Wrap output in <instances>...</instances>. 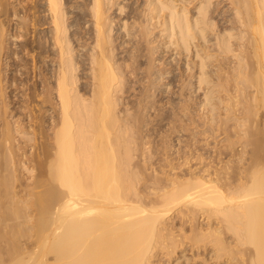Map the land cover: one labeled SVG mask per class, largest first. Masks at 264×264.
Masks as SVG:
<instances>
[{
  "label": "bare ground",
  "instance_id": "obj_1",
  "mask_svg": "<svg viewBox=\"0 0 264 264\" xmlns=\"http://www.w3.org/2000/svg\"><path fill=\"white\" fill-rule=\"evenodd\" d=\"M110 1L0 0V264H264V0Z\"/></svg>",
  "mask_w": 264,
  "mask_h": 264
},
{
  "label": "rangeland",
  "instance_id": "obj_2",
  "mask_svg": "<svg viewBox=\"0 0 264 264\" xmlns=\"http://www.w3.org/2000/svg\"><path fill=\"white\" fill-rule=\"evenodd\" d=\"M112 1L115 2V5L112 7L110 13H113L112 16L115 17V19H114L115 24H118L119 19H125L126 15H127V12H128V9H129V6L131 4H132L133 7H135L139 3H141V5L144 4V1H147V0H111L110 3H112ZM179 1L181 2V0H179ZM179 1H178V3H176V2L175 3L177 5H179V3H180ZM182 2L187 3L186 6L189 7L192 10V13L193 12H196L197 13V10H195V9L193 10L194 5L197 4L196 0H182ZM16 3H18V1ZM170 3H172V2H170ZM121 6H124V8L122 10H120V7ZM210 10L212 11V19H213L212 23L215 24V27H213V29H215V30L214 31H210L209 36H208L209 41L206 42V40L205 41L199 40V43H202V45L203 44L206 45V47H210L209 49L211 50L213 47H215L214 45L217 42L216 41L217 40V35L220 32V30L221 29H224V28L228 29V25L229 24L226 23V21H227V19H229L232 16L231 15L232 11H230V4H229L228 0H212L211 1V6H210ZM213 10H214V12H213ZM12 20L15 23L21 22V20H19L16 17H12ZM224 20H225V22H224ZM121 24H122V21H120V23L118 24V26L121 25ZM157 32H158V30L155 31V33H157ZM173 33H174V30L171 27V25H169V30L166 32V34L169 35V38H167L166 40L172 41L173 40V38H172V34ZM160 36H162V33H158L156 35L157 38H160ZM161 39H162V37H161ZM234 41L235 40H233V42L232 41L231 42L234 43ZM9 42L12 43V45H11V48L12 49L19 50V42H20L19 39L12 38V39H10ZM235 43H237V42H235ZM172 47H170V48H172ZM193 51H195V48H193ZM20 55L21 54H19V56ZM168 55L169 54H167L166 56H168ZM23 56H24V54H23ZM24 58H26V56H24ZM174 58L175 57H171L170 59L167 60L168 62H171V63H170V65H168L166 67V69H169L172 73L168 75V79H166V81H168V80H170L171 78H174V77L175 78H180V73L184 70V67H185V66H183V63H189L190 64V66H189L190 67V70L189 69L188 70L185 69V72H184V75H183V79H185V82H189V84H190L189 85V89H186V91H185V95L193 98V100L196 102V104L193 107V109L196 110V108L198 107L197 106V102H199L203 98V94H202L203 93V89H198V85L196 83V79L195 78H189L188 77V74H190L191 72H195L196 71V69L193 68L192 63L195 62V61H198V59H196V57L193 56L191 53L184 54L182 56H177L175 58V60H173ZM192 58H193V60H192ZM16 61H18L16 55L13 57V59H8V58L5 59V56L3 57L2 69L3 68L4 69L2 70V72L4 73V76H6V78H5L6 80L8 79V76L14 74V70H13L14 67L13 66H10V64H12V63H14ZM213 65H216V64L213 63ZM180 67H181V69H179ZM215 70H216V67H214V66L213 67L212 66H208L206 68V72L208 71L207 73L209 75L211 74L213 76H214ZM20 73H21V71H17L16 77L18 78V81H21V83L24 84L25 81H26V77L24 75H21ZM37 80H38V77H37ZM30 84H31V81L28 82V85H30ZM179 85H180V82L179 81L178 82L177 81H175V82H172L171 81V84L168 85V87H167V93H165L164 96H163L164 97L163 98V104L168 99H173L175 102L180 101V97H179L180 88H179ZM14 88H15L14 86L9 87L7 91L9 92V91L13 90ZM20 89L21 88H19V90L15 91V93L18 92L19 94L18 93L16 94L18 96L15 97L14 101H17L18 97L20 98L21 91H22V90L20 91ZM159 105H160V102H158V104H157V107H156L157 109L159 108ZM166 107L169 108V106L167 104L165 105V108ZM195 113H196V111H195ZM28 115H29V113L27 114V116ZM149 115H152V116L155 115L154 112H153V110L150 112ZM24 123H28V119L27 120H24ZM223 137H224V135H220L219 137H217L215 139L209 138L208 140L211 143L210 144V147L215 146L216 143L218 141H220ZM175 139H174V141H175ZM181 139L183 140V139H185V137H183ZM23 141H25V139ZM202 143H203V141H202ZM28 144L30 145L31 143H28ZM174 144L177 145L176 148L179 147V145H178V143L176 141L174 142ZM182 145H183V143H181V146ZM218 145L219 144H217V146ZM182 150L183 151H186L187 149L186 150L185 149H182ZM212 151L210 152V157H213L215 155L214 153H212ZM214 158H215L214 159V163H216V161H218V157H214ZM222 158H223V156H222ZM192 163H195V162L192 161ZM216 164H214V165H216ZM158 165L159 164L157 163L156 164V167ZM175 224H178V220L175 221ZM188 253L185 252L184 255L186 254V256L188 255L187 256L188 258H191V254L189 253L190 254L189 255ZM177 262H176L177 264H183V260L182 259H180ZM192 262L195 263L193 260H190V264H193ZM173 263L176 264L175 262H173ZM165 264H169V263H165Z\"/></svg>",
  "mask_w": 264,
  "mask_h": 264
}]
</instances>
